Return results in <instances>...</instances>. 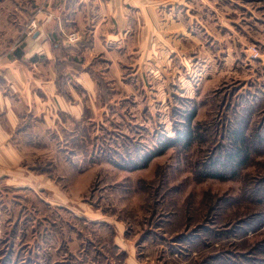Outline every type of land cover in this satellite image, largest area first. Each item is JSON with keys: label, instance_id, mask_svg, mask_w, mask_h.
Here are the masks:
<instances>
[{"label": "rangeland", "instance_id": "1", "mask_svg": "<svg viewBox=\"0 0 264 264\" xmlns=\"http://www.w3.org/2000/svg\"><path fill=\"white\" fill-rule=\"evenodd\" d=\"M43 1L0 0V55L33 36L38 26H28ZM195 3L187 58H129L106 72L107 94L89 100L92 115L74 124L85 150L70 154L69 138L45 132L34 144L19 140V157L3 160L0 264H195L182 258L183 242L171 241L178 232L205 238L198 259L219 253L264 264V0ZM187 103L196 110L188 147L131 170L92 154L101 141L119 155L151 149L150 137L172 135ZM232 128L248 139L246 161L204 176L231 150Z\"/></svg>", "mask_w": 264, "mask_h": 264}, {"label": "crops", "instance_id": "2", "mask_svg": "<svg viewBox=\"0 0 264 264\" xmlns=\"http://www.w3.org/2000/svg\"><path fill=\"white\" fill-rule=\"evenodd\" d=\"M196 5L44 0L33 12V36L0 55V174L7 171L3 160L19 157V140L34 144L45 132L66 138L86 112L92 115L89 100L102 92L97 79L113 80L108 70L121 71L129 58H187L185 49L195 47ZM72 30L81 37L68 45L64 35Z\"/></svg>", "mask_w": 264, "mask_h": 264}, {"label": "trees", "instance_id": "3", "mask_svg": "<svg viewBox=\"0 0 264 264\" xmlns=\"http://www.w3.org/2000/svg\"><path fill=\"white\" fill-rule=\"evenodd\" d=\"M97 84L100 85L101 87V93H103L104 95L107 94L105 92L106 85H107V81L103 80V79H97ZM108 90V89H107ZM181 100V104H182V98H179V101ZM184 104V103H183ZM187 107H189L187 110H185L183 113H181V115L179 116V124L177 125L176 123L172 126V135H152L150 137V140H154L155 143L153 146H151L148 150L147 147H144L142 145H139V151L137 152L135 149H133V151H123L121 155H119V150L117 149H112L111 146L108 147H103L100 142V146L99 147H95L92 151V154L100 157L99 160L101 159H106L107 161H109L110 163H112L113 165H117L120 166L121 168H125V169H137V168H143L145 166L148 165V163L151 161V159L154 156L160 155L162 153H164L167 149L172 148V147H188L191 142L195 139V130L196 127L194 125V116L196 113L195 110V106L192 103V106H188L187 103ZM184 108V106H183ZM175 110L172 111V114L174 113ZM175 114V113H174ZM86 117V115H83V119ZM82 119V120H83ZM177 122V121H176ZM78 123V122H77ZM243 126V125H242ZM76 127V128H75ZM73 128V131L69 134H66V139L69 138L71 142H69V145L71 148L75 149V152H72V150H70V154H76L78 153L81 149L85 150V142H83L84 137L83 135H81L80 131L78 129H80V126H76ZM233 129V128H232ZM232 133V134H231ZM230 133V140H231V150L229 152H227L224 156H223V163H218V162H214V164L211 165H204L205 166V170L208 171L204 174V176L207 177H220V172L223 171L222 168H230V169H236L239 166H242V164L246 161L247 156H248V147H247V143L248 139L244 134L243 128L242 129H233ZM153 141V142H154ZM135 143V141L133 142ZM80 150H78V149ZM66 150V148L64 149ZM106 151H111L113 154L115 153L116 156L112 155V154H106ZM135 151V155L132 157L129 154ZM85 154L84 152H82V155ZM86 155V154H85ZM93 155V156H94ZM83 161H86V156H83ZM217 163V164H216ZM222 167V168H220ZM205 238L200 239L198 237H196L195 233L190 232L189 234L187 233H182V232H178L175 236H173V238L171 239L172 242L174 241H178L180 243L183 242L184 245H186V251L183 252V255L181 254L182 258L186 259L188 257H195V264H240L238 262V260H233L232 256L229 254H215L211 255V256H206L204 258H200L198 259L197 256H194L193 253L195 252V248L196 246H198L201 243H205ZM109 242V241H108ZM110 244H111V248L114 250L119 248V246L117 245L116 242H114V240L110 239ZM182 244V245H183ZM170 247H174L175 246H171ZM180 247H176V249H172L170 251V253H178L177 251H180L179 249ZM236 258V257H234ZM263 260H257V263H262Z\"/></svg>", "mask_w": 264, "mask_h": 264}, {"label": "built area", "instance_id": "4", "mask_svg": "<svg viewBox=\"0 0 264 264\" xmlns=\"http://www.w3.org/2000/svg\"><path fill=\"white\" fill-rule=\"evenodd\" d=\"M37 26V21L35 18L32 19V21L30 22L29 24V32H32L35 27ZM80 33L76 30H72V31H69L67 32L65 35H64V40L65 42L68 44V45H74L75 43H77L79 40H80Z\"/></svg>", "mask_w": 264, "mask_h": 264}]
</instances>
